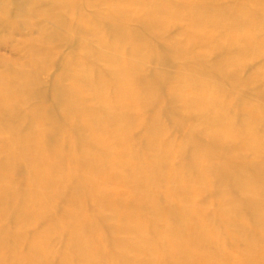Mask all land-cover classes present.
Here are the masks:
<instances>
[{
	"label": "bare ground",
	"instance_id": "obj_1",
	"mask_svg": "<svg viewBox=\"0 0 264 264\" xmlns=\"http://www.w3.org/2000/svg\"><path fill=\"white\" fill-rule=\"evenodd\" d=\"M110 2L99 18L113 39L96 43L123 59L100 73L96 49L80 47L76 61L70 50V89H51L40 112L20 100L31 89L20 78L21 97L14 82L13 97L0 88V264H264V62L241 78L264 57V0ZM43 5L36 16L49 20Z\"/></svg>",
	"mask_w": 264,
	"mask_h": 264
},
{
	"label": "rangeland",
	"instance_id": "obj_2",
	"mask_svg": "<svg viewBox=\"0 0 264 264\" xmlns=\"http://www.w3.org/2000/svg\"><path fill=\"white\" fill-rule=\"evenodd\" d=\"M38 3H40L41 1L40 0H0V75H2V76H0L1 77V80H0V84H2V86L0 87L1 89H2V87L3 88H5L4 89V91L3 90H0V91H2V92H4L5 94L7 93L9 96H16V94H20L18 91L19 90H17V88L19 87V85H21V87L23 88L24 87V89L26 88V89H30V86H31V89H30V91L29 92H33V94L34 93H36V94H32V93H29L28 92V90L26 91V90H23L24 91V93L25 94H23V91L21 92V89L22 88H20V92H21V95H17V97H21L22 96V94H23V97H25V99L24 98H20V100L21 101H25V102H27V103H25L24 101V105H26L27 104V106L29 105V104H32V106H30V107H27L26 106V108L28 109V111L29 112H31V111H34V109L36 110V111H39L40 112V110L41 109H43V106L45 105V104H50L51 103V101H53L54 102V98L53 97H51V95H52V93L54 92V91H52V90H54L55 89V93L56 92H61V89H62V92L61 93H63L65 90L64 89H66V91H67V89H70L69 87L71 86L70 84H69V82H70V80H69V75H70V73H69V70L71 69V62L73 61V59L76 61V58L78 57L79 58V60L81 59V55L83 54L82 52H84V49L83 50H81L83 47H84V45L86 46H88V47H91V48H93V50H95L96 52H94L95 54H96V56H99L100 57V55H101V57L100 58H102L101 59V61H102V64L101 63H99V66H101V68L99 69H97V71L98 72H100L101 73V71H102V73L104 72V70L103 69H105V66L103 65V61L105 60V59H107V58H110V57H114V59H118V58H120V59H123V58H121V57H124L125 55H123V53H121V51H120V55H119V53H117L115 50H113V49H110L109 48V50H107V48H99V46H98V43H96L97 41H101V40H103L105 43H111V40L113 39L112 38V36L110 37V36H108V35H106V28L109 30V29H111L110 28V25L111 24H108V23H110V21L107 19V18H103V19H100L99 17L100 16H103L104 17V15H106L105 13L107 12H109V10H107L105 7H107L108 5H111V4H108L110 1H108V0H75L76 2H74V0H54V1H52V0H44V1H42L41 3L42 4H44L45 5V9H47V7L49 6L48 4H50L51 6H50V9L49 10H51L52 12H51V14H53V15H51L50 14V11L49 12H46L45 10H43V11H45V13H49L48 14V16L47 17H49V18H47V19H49V20H46V17H45V15H47V14H44L43 12H42V10L40 11L41 13H39V14H44V16L43 15H40V16H36V14L39 12V8H37V6L38 7H40V8H42L43 9V7L41 6L42 4H40V6H39V4H37V2ZM40 1V2H39ZM105 1V2H104ZM108 1V2H107ZM34 2H36V4H33ZM48 3V4H45V3ZM56 2V3H55ZM67 2V3H66ZM71 3V6H70V3ZM77 2H79V3H77ZM84 2L87 4H85V6H88V7H90V8H86V7H83L84 5ZM92 2H95V3H92ZM100 2H103V4H100ZM12 3V4H11ZM27 3V4H26ZM62 3V4H61ZM73 3H75V4H73ZM111 3V2H110ZM26 4V5H25ZM33 6H32V5ZM66 4H68V5H66ZM82 4V5H81ZM91 4V5H90ZM94 4H95V6H94ZM15 5H17V8H15ZM24 5V6H23ZM31 5V6H30ZM43 5V6H44ZM48 5V6H47ZM66 5V6H65ZM75 5V6H74ZM77 5L78 6H81V9H80V11L79 12H81L82 11V8H86V9H84L83 11H82V13H80L79 15H78V10H79V7H77ZM28 6V7H27ZM64 6V7H63ZM74 6V7H73ZM97 6V7H96ZM18 7H19V9H18ZM32 7V8H31ZM53 7V8H52ZM68 7V9H66ZM94 7V8H93ZM35 8H37L38 9V11L35 9ZM56 9V11H55V9ZM58 8H60L59 10H58ZM73 8V9H72ZM93 8V9H92ZM103 8H105V9H103ZM108 9H110L109 8V6L107 7ZM22 9V10H21ZM32 9H33V11H32ZM36 11H35V10ZM48 9H47V11H48ZM54 9V10H53ZM72 9V10H71ZM78 9V10H77ZM89 9V10H88ZM101 9V10H100ZM66 10H68V11H66ZM86 10V11H85ZM100 10V11H99ZM27 11V12H26ZM64 11L67 13V15L68 14H70L71 13V15H74L73 17L70 15V17H72V18H70V17H68L66 14V16H67V18H68V21H67V18H66V16H64ZM74 11H77V12H75V14H74ZM104 11H105V13H104ZM28 12H29V14H28ZM84 12L86 13L85 15H89L91 18H92V20H91V22L93 23L92 24V26H96V29L94 28V30L95 31H92V32H89L90 33V35H89V33L87 32V31H85V30H83V26L81 25L82 24V22H83V19H84V21H86V22H88V23H91V22H89L90 21V19L91 18H89L88 16H84ZM91 12H94L96 15H93ZM13 13V14H12ZM31 13H33V14H31ZM34 13H35V16H34ZM77 13V14H76ZM90 13V14H89ZM82 14V16H80ZM30 15V16H29ZM80 16V17H78V16ZM92 15V16H91ZM14 18H13V17ZM45 17V18H43V17ZM64 16V17H63ZM75 16H77V18L75 17ZM97 16V17H96ZM11 17V19H9ZM54 17V18H53ZM130 16H128V18H129ZM131 17H133V16H131ZM27 19V20H24V19ZM56 18H58V20L59 21H57L56 20ZM64 18V19H63ZM74 18H76V19H74ZM83 18V19H82ZM87 18H89V19H87ZM15 19V20H14ZM74 20V21H72V20ZM80 19V20H79ZM81 19H82V21H81ZM86 19V20H85ZM131 19V18H130ZM12 20H14V21H12ZM42 20V21H41ZM54 20V21H53ZM56 20V21H55ZM63 21V23H62V25L60 24V23H58V22H60V21ZM64 20H65V23H64ZM70 20V21H69ZM80 21V23H78L79 21ZM103 20V21H102ZM131 20H133V19H131ZM10 21V22H9ZM24 21V22H23ZM27 22V24H25L24 25V23H26ZM40 22V23H43L44 21H48V22H44V24L46 25V26H44L43 27V25L44 24H42V26H38V25H41V24H37V22ZM98 21V22H97ZM102 21V22H101ZM7 22H8V24H7ZM14 22V23H13ZM22 22V23H21ZM38 22V23H39ZM55 22V24H53V23ZM66 22H68V23H71V24H73L74 22V24L73 25H71L73 28H74V26H75V24L77 25V23L79 24V25H77V26H79L80 28H77L76 26V28H72V30H69V28H71L70 27V25H66V24H68V23H66ZM73 22V23H72ZM77 22V23H76ZM86 22H84V23H86ZM98 23V25L97 24H95V23ZM107 22V24H105ZM129 26H130V29H135L136 28V26H137V22H135V21H130L129 20ZM134 23L133 25L131 24V23ZM13 23V24H12ZM35 23V24H34ZM51 25H50V24ZM5 24V25H4ZM15 24H16V27L18 26V28L15 30V31H11V29H12V27L13 26H15ZM30 24V25H29ZM33 24V25H32ZM58 24H60V25H58ZM103 24V25H102ZM37 25V26H36ZM55 25V26H54ZM131 25L133 26V27H131ZM36 26V27H35ZM50 26V27H49ZM58 26H59V29H58ZM65 26H66V28H65ZM82 26V27H81ZM128 26V27H129ZM15 27V28H16ZM41 27V28H40ZM53 27H55V28H53ZM56 27H57V29H56ZM60 27H62V28H60ZM69 27V28H68ZM105 27V28H104ZM9 29V30H7V29ZM46 28V29H45ZM63 28H64V30L65 29H67L66 31H63ZM102 30V29H105V30H102L101 32H100V30ZM77 30V34H79V36L78 35H76V31H74V33L72 32L73 30ZM12 30H14V29H12ZM57 30V32H59L60 34H61V36H62V38H60L61 36H59L58 34V36L56 37V33L57 32H55ZM112 30V29H111ZM174 30V29H173ZM71 31V32H70ZM82 32V34H81V32ZM83 31H85L84 33H83ZM104 31V32H103ZM7 32H11L12 34H14V35H12L11 33L8 35V34H6ZM15 32V33H14ZM41 32V33H40ZM66 32V33H65ZM87 32V33H86ZM98 33V35H96L97 33ZM108 32V31H107ZM169 33L167 34V33H164V34H167L168 36H166V37H170V35H171V32H172V34L174 33L175 34V37L178 35V32H177V30H174V32L172 31V30H170V31H168ZM49 33H50V35H49ZM71 33H72V35L74 34V36H72V38L70 39L69 37H71ZM88 35H86V34ZM55 34V35H54ZM85 34V35H84ZM103 36H102V35ZM164 34L162 35L163 36V39H165L166 37L164 36ZM170 34V35H169ZM174 34H173V36H174ZM11 35H12V38H7V39H5L4 40V38L3 37H5L6 38V36H8V37H11ZM43 35V36H42ZM49 35V36H48ZM81 35V36H80ZM92 35V36H91ZM96 37H95V36ZM50 36H51V38H50ZM53 36V37H52ZM66 36H68L67 38H66ZM93 36L95 37L94 39H93ZM172 36V35H171ZM172 36V37H173ZM90 37V38H89ZM92 37V38H91ZM104 39H106V40H104ZM42 38V39H41ZM69 38V39H68ZM74 38H75V40H74ZM174 38V37H173ZM84 39V40H83ZM96 39V40H95ZM109 39V40H108ZM167 39H169V38H167ZM10 40V41H9ZM33 40V41H32ZM49 40V41H48ZM8 41V42H7ZM43 41V42H42ZM48 43H47V42ZM73 41V42H72ZM78 41V42H77ZM84 41H86L85 43H84ZM4 42V43H3ZM49 42H52L51 44L49 43ZM57 42V43H56ZM69 42H71V44L69 43ZM76 42H77V44H76ZM27 43H32V45L30 44H27ZM54 43H56V44H54ZM69 43V44H68ZM89 43V44H88ZM91 43H94L93 45H91ZM27 44V45H26ZM68 44V45H67ZM79 44H81V45H79ZM25 45H26V47H25ZM38 45V46H37ZM71 45V46H70ZM39 46H41L42 48V50L40 49V47ZM74 46H78L77 48H75L74 49ZM31 47H33V48H31ZM80 47H81V49H80ZM97 47H98V49H97ZM48 48H50V50L52 51V55L53 56H51V52H50V50L48 49ZM53 50H52V49ZM71 48H73V50L71 49ZM25 49H27L28 51L30 50H33V52L31 51V52H27V50H25ZM41 50V52H39L40 50ZM76 49H78V52L77 51H75ZM102 49H103V51H102ZM20 50V51H19ZM26 51V53L27 54H25L24 55V51ZM70 50L74 53L75 52V54H77L78 56H74L73 57V59H71L69 62V67L70 68H68V58L70 59V57H72V56H70V54L71 55H73L71 52H70ZM107 50V51H106ZM114 52H112V51ZM15 51H16V54H15ZM19 51V52H18ZM38 51V52H37ZM68 51H69V55H68V57H67V53H68ZM98 51V52H97ZM49 52H50V54H49ZM116 52V53H115ZM31 53H33V54H31ZM42 53V54H41ZM99 53H100V55H99ZM40 54V55H39ZM105 54V55H104ZM107 54V55H106ZM26 55H28L26 58H25V56ZM34 55V56H33ZM35 55H38V57H37V59H36V56ZM41 55H42V59L41 58H39V57H41ZM46 56V57H45ZM66 58H65V57ZM70 56V57H69ZM119 56V57H118ZM31 59H30V58ZM48 57V58H47ZM27 58H29V59H27ZM34 58V59H33ZM44 58H46V61H44ZM49 58H51L52 60L50 61V59ZM33 59V60H32ZM40 61H39V60ZM48 59H49V61H48ZM65 59H66V63H63L62 61L64 60V62H65ZM32 60V61H31ZM31 61V63H29ZM34 61V62H33ZM39 61V62H38ZM77 61H78V59H77ZM32 62H33V65H35L34 67L32 66ZM44 62H47V63H44ZM264 62V57H258V58H256V59H254V60H252V61H250L249 62V64L248 65H246V67H245V70H244V73H243V76L241 77V78H243L244 77V75H246V74H248V73H252L257 67H259L262 63ZM18 64L20 65V66H18ZM27 64V65H26ZM64 64V65H63ZM66 64H67V66H66ZM13 66L12 68H11V66ZM25 65V66H24ZM10 66V67H9ZM23 66H24V68H26L25 70H24V68H23ZM29 66V67H28ZM66 69H69L68 71L66 70V72H68L69 74H67V73H65V71H64V73L65 74H63V69L65 70V68ZM150 65H148L147 66V68H149V70H153L154 71V69H155V71H162V73H169V72H171V70L169 69V70H166V69H168V68H166L164 65H158L157 66V68H159V70L158 69H156V67H154V66H152V68H151V66L149 67ZM161 66L163 67V69L161 68ZM19 69V71H18V69ZM36 67H37V69H36ZM164 67H165V70H164ZM7 68V69H6ZM14 68L15 69H17V71L16 72H12L13 70H14ZM22 68V69H21ZM13 69V70H12ZM29 69V70H28ZM31 69H36V70H31ZM162 69V70H161ZM6 70V71H5ZM72 70H73V68H72ZM9 71V73L10 72H12L13 74H12V77L13 78H11L10 77V74L8 73V74H6V73H3V72H8ZM15 71V70H14ZM20 71H22V73H24V74H26L25 75V77L27 78V80H26V78H24L23 79V81L24 80H26V82L28 81H30V85H29V83L27 82V84L29 85V86H27L26 87V85H22V84H24V82L22 81V75H20V74H22V73H19ZM28 72V74H29V76H28V74H27V72ZM33 71L35 72L36 71V73H34V75L35 76H33ZM30 72V73H29ZM71 73H72V71H70ZM96 72V71H95ZM98 72H96V73H98ZM246 72V73H245ZM17 73V74H16ZM18 73H19V76L20 77H18ZM23 74V75H24ZM32 74V75H31ZM37 74H39V75H37ZM66 75V77L65 76H63V75ZM99 74V73H98ZM3 75H5L4 77L7 79V75H8V79L7 80H9V82H10V80H12V79H14L15 78V80H16V82L18 81V78H20V80H21V82H22V84H19V85H17L18 87H16L15 85H16V83H15V80L13 81H11V84H9V82H7L8 83V85H6L4 82H5V78L3 77ZM17 75V76H16ZM43 75V76H42ZM42 78V80L41 79H39L40 77ZM65 77V78H60V77ZM37 78V80H36V82L38 83V87L41 89V90H39L40 92H42V93H39V91L38 90H36L38 87H34L35 85L37 86V83H35L34 82V80ZM58 77V78H57ZM4 78V79H3ZM35 78V79H34ZM32 79H34L33 81H32ZM39 79V80H38ZM55 79H57L56 81H55ZM62 79V80H61ZM59 80H60V83H59ZM39 81V82H38ZM3 82V83H2ZM13 82H14V84H13ZM20 82V83H21ZM41 82V83H40ZM55 82L56 83H59V84H57V85H54L55 84ZM19 83V82H18ZM17 83V84H18ZM66 83H68V84H66ZM3 84H5L6 86H3ZM12 84H13V87L16 89L15 90V95L14 94H12V93H10L9 94V92H10V90L12 91ZM34 86H33V85ZM11 85V86H10ZM60 85V86H59ZM67 85V86H66ZM69 85V86H68ZM10 87V88H12V89H10L9 88V91H7L8 90V87ZM52 86L54 87V88H52ZM57 86V87H56ZM61 88V89H60ZM19 89V88H18ZM52 89V90H51ZM60 89V90H59ZM14 90V89H13ZM34 90V91H33ZM46 90V91H45ZM1 92V93H2ZM43 92L45 93V94H43ZM14 93V92H13ZM48 93H49V96H48ZM55 93H53L54 95H55ZM3 94V93H2ZM12 94V95H11ZM30 94L31 95H33L34 96V98H33V96H30ZM8 95H7V98H8ZM39 95V96H38ZM45 95V96H44ZM12 96V97H13ZM37 96V97H36ZM48 96V97H47ZM53 96V95H52ZM36 98V99H35ZM37 98H40L38 101H39V104H38V101H37ZM48 98H53V100H46V99ZM42 99H43V101H44V99H45V101H44V103L43 104H41L42 103ZM17 100H19V98H17ZM19 100V101H20ZM41 100V101H40ZM20 101V102H21ZM20 102H19V104H20ZM21 104H22V102H21ZM20 104V106H21V108L24 106L23 104V106ZM35 104V105H34ZM41 104V105H40ZM51 104H53V103H51ZM40 105V106H39ZM89 105V106H88ZM86 104L85 106H86V108L85 109H87V106L89 107V109L88 110H90V104ZM33 106H34V109H33ZM25 107V106H24ZM32 107V108H31ZM35 107H37V108H35ZM40 107V109H38ZM26 108H24L23 110H21V111H23V112H26L27 111V109ZM29 109H31V111L29 110ZM33 109V110H32ZM38 109V110H37ZM20 111V109L17 111V113L15 114V116L17 115L18 117L19 116H22V117H25L24 115L26 114V113H28V112H26V113H23V112H21ZM19 113H21L20 115H18ZM29 114H27V116H28ZM16 116V117H17ZM15 117V121H18L19 119H17ZM22 117H20L21 119H23ZM28 117H25V119L24 120H26ZM30 118V117H29ZM28 118V120H30ZM32 118V117H31ZM20 119V120H21ZM33 119V118H32ZM31 119V120H32ZM170 120H171V122H173L176 118L175 117H173V116H171L170 118H169ZM19 120V121H20ZM29 121L30 123L32 122L33 123V120L32 121ZM53 120V119H52ZM169 120V121H170ZM15 121H13V122H11V123H13V125L15 124ZM18 121V122H19ZM21 121H23V120H21ZM21 121L19 122V123H21ZM29 122L26 120V122L24 121V124L25 125H27V123L29 124ZM52 122H56V120H54V121H52ZM23 123V122H22ZM8 124H9V121H8ZM36 124V123H35ZM11 125V124H10ZM36 125H38V124H36ZM35 125V126H36ZM12 126V125H11ZM14 127V126H13ZM8 128H9V125H8ZM174 135V133L172 134V136ZM0 150H2V149H0ZM1 152V151H0ZM210 221L208 220V222H206V224H207V226H210L211 224L210 223H212V222H210ZM209 223V224H208ZM230 228H233L232 226L230 227ZM0 229H2V227L0 228ZM8 228H6L5 229V227H3V230H6L7 232H8V230H7ZM3 230H1L2 231V233L4 232ZM220 230H222V227L220 226ZM7 232H4L3 234H6ZM2 233H0V234H2ZM165 239H167V238H165ZM168 240V239H167ZM167 240H164V238H163V240H161V242H163V243H167L166 241ZM28 241H31V237H29L28 238ZM64 241V240H63ZM63 241H61V242H59V243H57L56 244V246H55V249H59V247H61L62 246V244H64V243H62Z\"/></svg>",
	"mask_w": 264,
	"mask_h": 264
}]
</instances>
